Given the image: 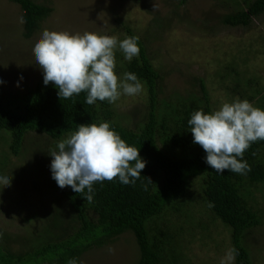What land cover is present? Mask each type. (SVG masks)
<instances>
[{
	"label": "trees",
	"instance_id": "obj_1",
	"mask_svg": "<svg viewBox=\"0 0 264 264\" xmlns=\"http://www.w3.org/2000/svg\"><path fill=\"white\" fill-rule=\"evenodd\" d=\"M10 1L21 8L25 38L32 36L53 11L48 4L36 0ZM176 1L181 6L187 0ZM230 2L234 9L222 17L225 25L251 26L254 19L264 14V0ZM123 27L124 33L118 41L139 37L140 54L132 61L125 60L118 48L115 50L118 76L123 78L125 72L135 73L143 85L145 102L137 111L133 110V117L119 112L115 103L97 101L87 105L83 92L61 100L54 84L38 82L25 92L0 94V131H8L10 136L0 156L5 155L1 160L4 165L9 154L21 155L29 132L49 140L48 150H51L60 139L78 130L80 124L109 122L147 161L140 179L135 186L123 185L118 179L97 182L91 203L71 187L60 188L53 179L55 206L46 214L41 230L29 245L12 248L9 234L0 230V264H67L71 258L80 264L86 251L106 245L125 232L132 234L137 247V259L131 264H163L168 252L164 248L167 232L161 234L160 228L171 224L162 220V216L168 213L176 216L183 211L194 188L213 220L228 227L230 246L238 251L234 264H255L243 240L262 227V214L247 206L243 197L249 193L250 186L259 181L264 183V141L253 143L245 151L243 159L251 167L246 175L212 170L205 162L203 148L193 143L187 123L195 111L213 112L204 80L198 81V93L171 92L160 98L162 76L152 62L144 38L129 24ZM261 37L259 34L260 43ZM232 73H237L233 65H224L223 76L218 78L223 82ZM262 88L242 93L254 106L264 109ZM52 159L50 156L49 164ZM49 172L52 176L51 168Z\"/></svg>",
	"mask_w": 264,
	"mask_h": 264
},
{
	"label": "rangeland",
	"instance_id": "obj_2",
	"mask_svg": "<svg viewBox=\"0 0 264 264\" xmlns=\"http://www.w3.org/2000/svg\"><path fill=\"white\" fill-rule=\"evenodd\" d=\"M36 1L48 4L53 11L32 36L25 38L20 6L0 0V78L4 81L0 94L25 92L43 81V71L36 65L32 49L45 29L119 38L124 33L123 24H129L144 38L162 76L160 98L171 92L198 93V81L203 79L214 112L224 102L245 99L242 92L264 87V14L251 26L225 25L222 17L234 9L230 0H187L181 6L176 5V0H155V10L154 0ZM224 65H233L237 73L225 76L222 82L218 77L223 76ZM144 97L143 92L121 95L115 102L116 109L133 117V110L142 107ZM9 137L8 131H0V154L2 148L6 150ZM48 141L29 132L21 155L9 154L4 165L1 160L5 155L0 156V176L11 178L10 186L0 184V230L9 234V245L15 249L29 245L55 206ZM262 182L250 186L243 197L247 206L262 214V227L243 240L255 264H264ZM182 210L176 216H162L171 224L160 228L161 234L167 232L164 248L168 252L163 264H220L231 248L228 227L213 220L196 188ZM137 256L134 238L125 232L106 245L86 251L80 264H131Z\"/></svg>",
	"mask_w": 264,
	"mask_h": 264
},
{
	"label": "clouds",
	"instance_id": "obj_3",
	"mask_svg": "<svg viewBox=\"0 0 264 264\" xmlns=\"http://www.w3.org/2000/svg\"><path fill=\"white\" fill-rule=\"evenodd\" d=\"M156 7L154 0L153 10ZM138 40L139 37H127L118 41L116 36L94 32L45 29L32 51L36 65L43 71L44 84H54L61 100L83 92L87 105L97 101L114 104L121 95L136 96L143 90L135 73L125 72L120 78L115 71V50L118 48L130 62L140 54ZM3 83L0 78V84ZM187 123L193 143L203 148L205 162L212 170L239 175L251 171L243 157L253 143L264 141V109L247 99L236 98L211 113L193 112ZM48 154L53 158L50 168L57 185L62 189L71 187L89 203L93 201L97 182L118 179L123 185L135 186L147 164L140 150L122 139L109 122L80 124L78 130L60 139ZM0 184L10 186L11 178L0 176ZM237 255L235 248H229L220 264H234ZM67 264L78 261L71 258Z\"/></svg>",
	"mask_w": 264,
	"mask_h": 264
}]
</instances>
